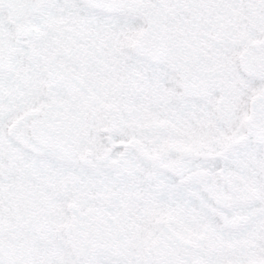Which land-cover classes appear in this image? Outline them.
I'll return each mask as SVG.
<instances>
[{
	"label": "snow or ice",
	"instance_id": "6c2138e0",
	"mask_svg": "<svg viewBox=\"0 0 264 264\" xmlns=\"http://www.w3.org/2000/svg\"><path fill=\"white\" fill-rule=\"evenodd\" d=\"M0 264H264V0H0Z\"/></svg>",
	"mask_w": 264,
	"mask_h": 264
}]
</instances>
